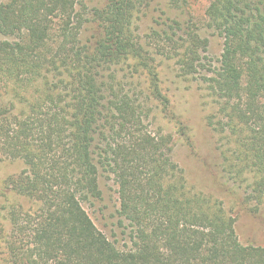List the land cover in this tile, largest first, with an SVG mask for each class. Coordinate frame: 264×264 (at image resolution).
<instances>
[{"label": "trees", "instance_id": "16d2710c", "mask_svg": "<svg viewBox=\"0 0 264 264\" xmlns=\"http://www.w3.org/2000/svg\"><path fill=\"white\" fill-rule=\"evenodd\" d=\"M154 1L0 2V155L24 164L9 185L31 204L8 208L2 264H264L220 201L188 190L165 92L170 74L200 77L225 184L263 205L264 0H211L206 27L224 46L209 67L193 21L140 33ZM102 179L118 187L124 249L86 209Z\"/></svg>", "mask_w": 264, "mask_h": 264}, {"label": "rangeland", "instance_id": "374dc122", "mask_svg": "<svg viewBox=\"0 0 264 264\" xmlns=\"http://www.w3.org/2000/svg\"><path fill=\"white\" fill-rule=\"evenodd\" d=\"M2 0H0L1 2ZM91 8H102L108 0H88ZM211 0H155L141 14L140 33L147 35L152 28H157L167 21L176 18L182 22L193 21L203 37L209 40L208 62L218 64L224 46L223 38L206 27V11ZM89 33V32H88ZM207 61V62H206ZM209 67V64H208ZM172 83L165 85V92L171 100L168 112L169 119L177 118L185 126V134H175L174 160L184 171L188 190L218 200L226 212L236 219V231L243 245L264 247V204L256 207L255 203H247L242 192L233 183L225 184L221 173V158L217 145V136L208 125L210 114L209 100L202 90L200 77L180 82L170 74ZM130 83V82H129ZM171 84V85H170ZM129 87V86H128ZM211 101V100H210ZM163 127L171 130V124L161 122ZM167 124V126H166ZM180 130V129H179ZM25 168L18 160L6 159L0 155V264L5 256L1 248V235L8 234L10 222L7 217L8 208L14 206L30 207V202L16 194L9 185V179L17 176ZM103 200L86 209L96 226L124 249L129 242L130 227L120 225L117 213L120 202L118 187L112 180L102 179Z\"/></svg>", "mask_w": 264, "mask_h": 264}]
</instances>
